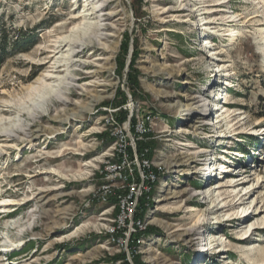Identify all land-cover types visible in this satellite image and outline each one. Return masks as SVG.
Listing matches in <instances>:
<instances>
[{
    "label": "rangeland",
    "instance_id": "rangeland-1",
    "mask_svg": "<svg viewBox=\"0 0 264 264\" xmlns=\"http://www.w3.org/2000/svg\"><path fill=\"white\" fill-rule=\"evenodd\" d=\"M95 1L0 0V203H16L0 206V264H125L107 235L109 204L92 195L113 148L106 121L128 106L152 117L144 142L161 180L143 208L150 232L128 264L261 263L264 0H101L103 21L90 15ZM100 23L108 38L73 57L70 44ZM72 59L82 67L68 105L22 113L30 94L56 84L45 79L64 75L53 67ZM192 101L209 103V120L205 107L187 111ZM19 123L25 135L3 136Z\"/></svg>",
    "mask_w": 264,
    "mask_h": 264
},
{
    "label": "built area",
    "instance_id": "built-area-1",
    "mask_svg": "<svg viewBox=\"0 0 264 264\" xmlns=\"http://www.w3.org/2000/svg\"><path fill=\"white\" fill-rule=\"evenodd\" d=\"M205 101L208 102L207 99ZM128 108L125 121L115 123L112 117L106 121L111 126L113 148L100 166L98 180L101 183L92 197L102 205L109 204L106 211L113 216L109 219L107 235L130 261L131 251L135 249L132 246L142 242L141 237L147 231L145 218L142 217L143 208L153 199L161 180L160 165L155 164L150 157L154 150L150 146L139 151L137 146V142H144L149 138L147 135L150 133V126L154 124L152 117L148 113L143 114L141 109L134 111V108ZM203 117H206L205 113L201 117L205 122ZM132 118L135 119L133 125ZM208 172L199 174L205 180Z\"/></svg>",
    "mask_w": 264,
    "mask_h": 264
},
{
    "label": "bare ground",
    "instance_id": "bare-ground-1",
    "mask_svg": "<svg viewBox=\"0 0 264 264\" xmlns=\"http://www.w3.org/2000/svg\"><path fill=\"white\" fill-rule=\"evenodd\" d=\"M93 6H95V9H94V11L90 15L91 16H96L99 21H103L101 18L103 16L102 13L105 10H104V6L101 5V0H98V1L93 2ZM189 12H191V14H193L196 18H197V16H200L202 14V13H197L198 11L195 8H189ZM251 18H254V17H251ZM81 19H82V21H85L86 20V17L85 16H82ZM230 20L232 21L231 18H230ZM187 21L188 20H186V21L184 20V23H186ZM201 21H202L201 19L197 18L195 20L194 25L201 26L202 25V24H200ZM209 23H210L209 21H203V25L204 24H209ZM205 29L206 28H203L202 30H205ZM104 31L105 30H104V27H103V23L102 24L100 23V25L98 24L95 27V29L90 34H88L87 31L86 32L85 31H82V36H84V37L87 36L86 37V40L83 41V42H76V43L70 44V48H71L70 51H71V54L74 55L73 57H75L77 54L83 53V48L86 45H92L93 43L99 45V43L101 41L107 39L108 38V35H106L104 33ZM230 32H231V34H230L229 40L231 39L230 43H233V41L237 39V37L239 35V32L238 31H235L234 29H232ZM260 38H261V41L262 40L264 41V31L261 33ZM206 43L207 42H205L204 44H206ZM57 48H61V45L57 46L56 48H53V50H57ZM103 49H104V47H103ZM61 67H63V69ZM79 67H82V65H77L76 64V61L73 60V59L70 62H67L65 64H60L58 66L53 67V70H58L59 68H61L60 71L65 72L64 75H62V76L61 75L49 76L47 79H45L47 81L50 80V79L51 80L53 79L52 81L56 82V84H46V83H44L43 87L40 88V90H36V93L35 94H33V93L30 94L31 96H33V98H30V102H29L30 104L27 105V106H25L22 109V113L24 112V114H26L27 116H29L30 119H34L40 113H42V112L44 113V111H48V105L52 101H56L57 103H61L62 105H68V99H69L70 96L68 97L67 94L69 93V91L71 89H73L75 87H78V85H77L78 82H77L76 78L73 77V72L77 68H79ZM104 69H108V68H104ZM225 84H228V83H225ZM81 91H82V89H81ZM82 93H84V90L82 91ZM97 101H98V98L96 97L95 100H93V102H97ZM205 102L207 103V101H205ZM191 105H193V107L188 108L187 111H191L192 110L193 113L199 112L202 109H204V107H205V103L198 104L196 101L195 102L192 101V104ZM205 108L206 109L204 111L202 110V112H204L205 115H206V111L209 108V103L206 104V107ZM210 116L207 115L206 117H204V118H206L205 120H209V117ZM68 119H69V117H66V118H63L62 120L67 121ZM223 119H226V117H223ZM15 126H13V127H15ZM12 128H6V131H4V133H2L3 136H6L8 138H12L13 137V134L16 135V133L17 134L19 133V134H24L25 135L26 132H27L26 124L24 126V125H21L19 123V124H17V126H16V128L14 130H12ZM28 146H29V149H31V148L34 147V145H32V143H30ZM185 146H188V145L186 144ZM188 147L190 148V146H188ZM208 160H209V162H208L207 166L204 169H202L204 171H207V170L209 171V169L211 170L213 168V166H214L213 159L212 158H208ZM192 162H194V161H192ZM210 173L211 172H208L205 177L206 178L207 177H210ZM207 192H208V190H207ZM205 193H206V190L205 191L203 190L202 191V194H205ZM225 204H222L223 206H220L219 209H223V208L227 207V205H225ZM10 205H14L15 206L16 203L13 200H6L3 203H0V206H10ZM214 207H216L214 204H212L209 207V209H210L211 212H214V209H215ZM228 219H230V218H228ZM199 220H200V218L197 221H199ZM215 223H218V222H215ZM15 224L17 225L18 222H16ZM242 224H244V223H242ZM13 245L12 246H6V248L4 250H2V252L4 253V252L12 251L13 249H10V247H14ZM205 246H207V245H204L203 247H205ZM262 263H264V261H262L261 263H257V264H262Z\"/></svg>",
    "mask_w": 264,
    "mask_h": 264
},
{
    "label": "trees",
    "instance_id": "trees-1",
    "mask_svg": "<svg viewBox=\"0 0 264 264\" xmlns=\"http://www.w3.org/2000/svg\"><path fill=\"white\" fill-rule=\"evenodd\" d=\"M5 44H6V41H5V39L3 38V36H1L0 37V64H2L6 59H7V56H8V54L6 53V46H5ZM123 104V103H122ZM126 118H127V112L125 111V112H122L118 117H117V122L118 123H121V122H123V121H125L126 120ZM135 119L134 118H132V120H131V123H132V125L133 124H135ZM149 136V134L147 135V137ZM110 139H112L113 140V138H111L110 137ZM137 146H138V150L139 151H141L143 148H145V147H150V144L148 143V144H146V143H144V142H141V141H139V142H137ZM141 208H143V206H141ZM150 232V230H147V232L145 233V234H147V233H149ZM132 248H135V244H134V246H132ZM135 249H133L132 251H131V254H132V260H133V262L135 263L136 262V258H137V254L135 255L134 254V251ZM121 255H123V259H124V261H125V264H128V261H127V256L125 255V253L122 251L121 252Z\"/></svg>",
    "mask_w": 264,
    "mask_h": 264
}]
</instances>
